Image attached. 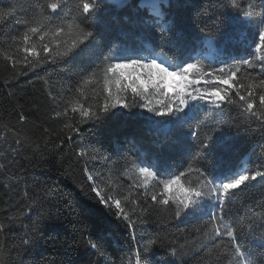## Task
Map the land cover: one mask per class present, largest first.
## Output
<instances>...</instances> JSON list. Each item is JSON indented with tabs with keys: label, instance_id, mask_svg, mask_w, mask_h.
<instances>
[{
	"label": "snow or ice",
	"instance_id": "1",
	"mask_svg": "<svg viewBox=\"0 0 264 264\" xmlns=\"http://www.w3.org/2000/svg\"><path fill=\"white\" fill-rule=\"evenodd\" d=\"M0 56L18 76L44 69L38 79L46 85L49 66L62 74L60 92L48 99L56 118L78 117L65 125L81 144L87 140L77 155L120 165L130 189H143L112 195L99 173L84 169L92 194L85 196L125 221L133 240L153 212L169 213L168 220L204 221L196 231L212 244L200 245L210 257L219 249L226 264H264V212L235 215L242 196L264 187V164L251 170V158L243 160L252 125L216 119L237 108L264 126V0L246 7L234 0H0ZM141 130L153 137L150 147ZM256 203L264 209V197ZM52 220L40 213L15 260L0 245V264H25ZM145 237L135 264H182L184 244L178 250L158 235ZM87 244L96 255L88 264H109L105 244Z\"/></svg>",
	"mask_w": 264,
	"mask_h": 264
},
{
	"label": "trees",
	"instance_id": "2",
	"mask_svg": "<svg viewBox=\"0 0 264 264\" xmlns=\"http://www.w3.org/2000/svg\"><path fill=\"white\" fill-rule=\"evenodd\" d=\"M234 2L241 7L248 4V0ZM247 35L249 40L256 38L252 32ZM4 48L7 49V45ZM252 55H255L254 51ZM18 70L0 56V245L7 249L13 260L23 250L25 233L31 232L33 223L37 222L41 212H45L53 220L45 222L47 227L42 230L43 238L25 264H88L96 258L95 253L88 248L89 238L105 244L111 253L109 264L113 261L114 264H135L137 245L143 243L145 233L158 235L178 250L179 245L184 244L185 250H180L182 264H217L218 259L220 264H226L227 257L219 249H214L216 254L210 257L208 248L200 247L201 243L212 246L203 241L201 233L196 231L204 221L168 220L169 213L153 212L147 217L146 224L137 225L133 240V232L125 227V221L114 219L98 202L88 200L85 193L92 194L84 173L85 167L92 170L94 175L100 174V186L106 191L110 188L112 195L124 196L130 191L140 193L143 189H130L133 180L120 175L123 171L120 165L112 166L110 161L105 164L93 160L91 152L85 156L77 155L81 147H87V140L81 144L80 138L65 125L74 124L78 117L69 112L68 116L56 118L48 99L49 91L53 94L60 92L64 83L62 74L58 75L49 66L47 71L52 75L46 85L38 79V76L46 75L44 69L38 68L19 76L16 75ZM248 72L252 76L257 75L255 71ZM92 102L89 93L87 103ZM21 115L26 118L24 121L20 120ZM216 119L237 123L250 121L251 138L247 141L243 160L251 158L248 165L251 170L264 164V126L237 108L225 107ZM138 135L143 138L144 146L150 147L153 137L144 130ZM69 136H72L71 140ZM16 141H20V144L17 145ZM190 179L195 182L198 177L193 174ZM81 188H84L83 192ZM262 197L264 187H257L251 197L242 196L235 206L237 219L242 215H251L250 208H254L258 214L264 212L256 203ZM33 200H38V203L33 204ZM85 202L91 206L87 214L81 210ZM138 203L143 205L142 197ZM30 205L31 212L28 211ZM126 210L130 211V207ZM130 214L135 219L139 209ZM161 219L165 223H160ZM101 235H104V241L97 239Z\"/></svg>",
	"mask_w": 264,
	"mask_h": 264
},
{
	"label": "rangeland",
	"instance_id": "3",
	"mask_svg": "<svg viewBox=\"0 0 264 264\" xmlns=\"http://www.w3.org/2000/svg\"><path fill=\"white\" fill-rule=\"evenodd\" d=\"M171 79V78H170Z\"/></svg>",
	"mask_w": 264,
	"mask_h": 264
}]
</instances>
